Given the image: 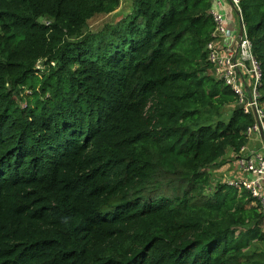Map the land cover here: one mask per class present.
<instances>
[{"label": "trees", "instance_id": "obj_1", "mask_svg": "<svg viewBox=\"0 0 264 264\" xmlns=\"http://www.w3.org/2000/svg\"><path fill=\"white\" fill-rule=\"evenodd\" d=\"M119 6L0 0V264H264V214L210 170L253 122L208 61L211 0L89 29ZM242 11L264 100V0Z\"/></svg>", "mask_w": 264, "mask_h": 264}, {"label": "built area", "instance_id": "obj_2", "mask_svg": "<svg viewBox=\"0 0 264 264\" xmlns=\"http://www.w3.org/2000/svg\"><path fill=\"white\" fill-rule=\"evenodd\" d=\"M211 3L215 29L214 39L208 45V61L213 75L234 92L243 113L253 118L245 132L247 140L235 154V174L229 175L224 183L246 190L264 214L262 65L243 22L242 0H211ZM228 9L232 10L231 14Z\"/></svg>", "mask_w": 264, "mask_h": 264}, {"label": "rangeland", "instance_id": "obj_3", "mask_svg": "<svg viewBox=\"0 0 264 264\" xmlns=\"http://www.w3.org/2000/svg\"><path fill=\"white\" fill-rule=\"evenodd\" d=\"M132 9H133V0H120V6L117 10H115L114 12L110 14L99 15L93 20H91L89 22V29L94 33H98L103 30L109 29L110 27L116 25L118 22L126 20L129 14L131 13ZM40 20H42L43 22H48L46 18H42ZM43 68H44V65H42V63L40 62L38 64L37 69L42 70ZM40 74L41 72H39V75ZM23 89L26 91L25 93L29 92V89L27 87H23ZM28 95H31V93H29ZM23 106H25V103ZM231 109L232 108L227 107L223 111V119L225 120L228 119L231 113ZM234 157L235 155L233 157H230L229 155H227L226 157L223 158L222 160L223 162H221V164L219 163L220 165L217 163L215 166H213L210 169L214 177L213 183H216L217 181L224 182L229 175L235 174L236 158L234 159ZM262 228L264 229V223L262 224ZM249 250L251 253L252 252L254 253L264 252V241L263 242L254 241V246L250 247ZM256 255H257L256 259L262 258L259 256V254H256Z\"/></svg>", "mask_w": 264, "mask_h": 264}, {"label": "water", "instance_id": "obj_4", "mask_svg": "<svg viewBox=\"0 0 264 264\" xmlns=\"http://www.w3.org/2000/svg\"><path fill=\"white\" fill-rule=\"evenodd\" d=\"M243 34V23L241 22L240 23V35H242Z\"/></svg>", "mask_w": 264, "mask_h": 264}, {"label": "crops", "instance_id": "obj_5", "mask_svg": "<svg viewBox=\"0 0 264 264\" xmlns=\"http://www.w3.org/2000/svg\"><path fill=\"white\" fill-rule=\"evenodd\" d=\"M228 12H229V14H231L232 13V10L228 9Z\"/></svg>", "mask_w": 264, "mask_h": 264}]
</instances>
